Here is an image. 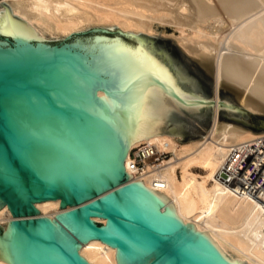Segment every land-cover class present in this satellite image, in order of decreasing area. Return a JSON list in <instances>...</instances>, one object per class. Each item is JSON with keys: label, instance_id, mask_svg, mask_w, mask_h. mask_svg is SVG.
Returning a JSON list of instances; mask_svg holds the SVG:
<instances>
[{"label": "water", "instance_id": "obj_1", "mask_svg": "<svg viewBox=\"0 0 264 264\" xmlns=\"http://www.w3.org/2000/svg\"><path fill=\"white\" fill-rule=\"evenodd\" d=\"M0 25V207L15 216L0 222V257L93 264L78 248L96 237L116 248L117 264H249L181 217L163 192L125 182L133 141L205 135L214 77L205 90L178 69L179 47L142 31L98 25L46 39L7 7ZM219 105L232 118L261 116L223 97ZM48 198L72 207L38 215L34 203Z\"/></svg>", "mask_w": 264, "mask_h": 264}, {"label": "bare ground", "instance_id": "obj_2", "mask_svg": "<svg viewBox=\"0 0 264 264\" xmlns=\"http://www.w3.org/2000/svg\"><path fill=\"white\" fill-rule=\"evenodd\" d=\"M10 2L12 10L42 37L46 34L65 37L88 25H117L124 31L152 33L155 19L172 22L179 29L182 37L177 39L183 49L212 68L215 103L210 127L204 136L188 141H179L168 133L133 141L123 161L125 170L133 176L125 182L141 179L145 186L166 194L181 217L193 222L197 229L207 230L231 258L264 264V202L235 192L216 176L231 144L261 133L220 119L219 90L227 80L236 86L238 97L236 105L226 100L227 107L232 105L237 109L239 105L251 111H264V0H217L213 5L210 3L214 0ZM237 53L246 54L256 63L239 58ZM142 142L153 143L158 152L171 155L158 166L147 160L142 172L134 173L129 151ZM34 204L41 211L37 214L42 216L62 213L72 207H60L59 198ZM14 217L6 203L0 207V222ZM92 219L103 224L107 221L98 215H92ZM115 250L96 237L78 248L93 264H117ZM0 264L11 263L0 257Z\"/></svg>", "mask_w": 264, "mask_h": 264}, {"label": "built area", "instance_id": "obj_3", "mask_svg": "<svg viewBox=\"0 0 264 264\" xmlns=\"http://www.w3.org/2000/svg\"><path fill=\"white\" fill-rule=\"evenodd\" d=\"M166 153L158 152L153 143L142 142L129 151L130 167L134 173H141L147 160L158 166ZM216 176L235 192L249 194L264 202V132L231 144Z\"/></svg>", "mask_w": 264, "mask_h": 264}, {"label": "rangeland", "instance_id": "obj_4", "mask_svg": "<svg viewBox=\"0 0 264 264\" xmlns=\"http://www.w3.org/2000/svg\"><path fill=\"white\" fill-rule=\"evenodd\" d=\"M10 1H12V0H0V7H7V8H10L12 10V5H11ZM216 1L217 0H214V2L213 3L211 2L210 4L213 5V4H215ZM12 13L16 14L13 10H12ZM17 15H19V14H17ZM179 23L182 24L181 22H179ZM162 24H164V25H162ZM153 25H154V31L152 33H148L145 31H144V33L149 34V35H153V36L161 39L162 41L169 44L174 50H175L174 46L179 47L182 52H177L175 50V52L177 54V67H178V69L180 71H182L184 74H186L188 77H190L197 84H199L202 88H204L205 90L208 89V87H210V85H212L211 80H210V78L212 79V77H213L212 68L210 66L206 67L205 65H203L200 62L198 57L189 54L187 51H185L183 49L182 45L180 44V42L178 40L180 37H182L180 35L179 29L176 28L172 22H168V21L166 22L163 20L159 21L157 19H155V21H153ZM91 26H97V25H90V26L88 25V26H85L84 28L75 30L74 32L85 30ZM183 28L186 29V27H183ZM71 33H73V32H71ZM46 36H43V38L61 39V38L67 37V35L64 37V36H56L54 34H51V35L46 34ZM201 40H203V39H201ZM184 52H186V54H189V55L193 56L194 58H196L198 60L197 61L198 63L192 59L187 58ZM237 54H236V56H237ZM238 55H239V58L246 60L248 62L253 63V61H254V59L248 57L246 54H238ZM254 63H256V61H254ZM222 83H223V85L220 87V90H219L220 91V97H223L225 100H229L231 102L236 101V100L238 102V97H236V95H235L236 86L227 80H224ZM254 112H258V114L261 116H259L257 118L235 117L236 119L241 121V122H239L235 118H232L231 115H229L227 112L224 111V112L220 113V119L222 121H231V122H234L236 124H240V125L248 128L252 131L264 132V125L261 124L264 121V111H259V110L257 111V109H256V111H254ZM228 117H231V118H228ZM243 123H245V124H243ZM259 125H262V126H259ZM172 136H174L175 138L179 137L178 134H173ZM166 154H167V156L165 158H169L171 155L169 152ZM165 158H163V159H165Z\"/></svg>", "mask_w": 264, "mask_h": 264}, {"label": "snow or ice", "instance_id": "obj_5", "mask_svg": "<svg viewBox=\"0 0 264 264\" xmlns=\"http://www.w3.org/2000/svg\"><path fill=\"white\" fill-rule=\"evenodd\" d=\"M0 30H2V25H0Z\"/></svg>", "mask_w": 264, "mask_h": 264}]
</instances>
